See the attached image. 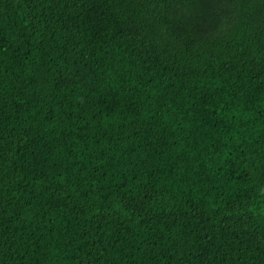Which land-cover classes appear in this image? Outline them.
Masks as SVG:
<instances>
[{
  "label": "trees",
  "instance_id": "1",
  "mask_svg": "<svg viewBox=\"0 0 264 264\" xmlns=\"http://www.w3.org/2000/svg\"><path fill=\"white\" fill-rule=\"evenodd\" d=\"M0 264H264V0H0Z\"/></svg>",
  "mask_w": 264,
  "mask_h": 264
}]
</instances>
